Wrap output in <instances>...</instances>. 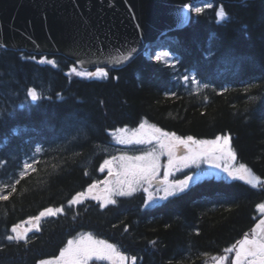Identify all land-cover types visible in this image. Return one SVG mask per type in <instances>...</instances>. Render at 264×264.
<instances>
[{
    "label": "trees",
    "instance_id": "obj_1",
    "mask_svg": "<svg viewBox=\"0 0 264 264\" xmlns=\"http://www.w3.org/2000/svg\"><path fill=\"white\" fill-rule=\"evenodd\" d=\"M211 3L164 35L172 64L138 54L121 68L98 67L106 77H86L62 55L0 49V194L7 196L0 199V264L54 261L69 240L89 233L129 256L125 264L132 257L135 264H212L220 256L231 264L226 249L251 237L264 204V0ZM190 70L201 83L195 90L182 84ZM143 123L198 140L228 136L236 161L262 183L211 176L154 203L138 189L112 196L115 204L98 197L70 204L103 179L104 146L117 129ZM24 158L31 167L21 177ZM47 208L63 211L23 240L7 239Z\"/></svg>",
    "mask_w": 264,
    "mask_h": 264
},
{
    "label": "water",
    "instance_id": "obj_2",
    "mask_svg": "<svg viewBox=\"0 0 264 264\" xmlns=\"http://www.w3.org/2000/svg\"><path fill=\"white\" fill-rule=\"evenodd\" d=\"M199 1L0 0V48L63 55L81 69L121 68L147 44L185 26L190 18L185 5ZM124 55L128 59L117 63ZM261 220L264 213L251 233Z\"/></svg>",
    "mask_w": 264,
    "mask_h": 264
},
{
    "label": "snow or ice",
    "instance_id": "obj_3",
    "mask_svg": "<svg viewBox=\"0 0 264 264\" xmlns=\"http://www.w3.org/2000/svg\"><path fill=\"white\" fill-rule=\"evenodd\" d=\"M210 5H205L208 7ZM186 8H190L191 11L196 13H201L203 11L202 7L185 5ZM217 18L223 21L227 18V13L224 8H219L216 12ZM133 51H135L133 49ZM128 55H131L129 53ZM128 55L121 56L117 63L122 60L128 59ZM161 55L164 57L168 56V53H162L156 56L157 60L161 59ZM35 59V57H32ZM40 63H48L55 66L54 60H45L41 58ZM71 71L78 76L86 77H106L107 72L103 68H97L95 72H77L75 68ZM187 79V78H185ZM195 83V81H193ZM28 97L32 101H37L40 99L39 93L29 88L27 91ZM121 136L117 137V142L122 144H145L151 143L153 140L156 141L161 152L158 154L155 149L150 152H146L140 156H120L113 157L111 160H105L104 164L101 166V171L104 167H109V172L111 173L112 163L119 159L122 162L123 175L125 180L118 181L115 188L106 187V195L103 197L105 203L115 204L116 201L111 199L112 196H125L131 195L133 191L136 190V186L142 183H147L149 185L156 179L157 172L159 171V155L163 154L164 150L167 151L169 157L168 164L164 170V184L163 192L164 196L173 195L175 192L183 191L184 188L188 186L191 177L186 176L183 180L168 182L167 177L170 174V170L173 168L179 169L181 166L187 167L189 163H196L197 161L203 160L205 163L212 164L217 168H222L223 171L227 172L230 177L234 179L245 180L246 183L256 187L257 184L262 183L260 178L255 176L249 168L244 164H239L235 166L232 162L236 160V154L232 151L230 146V138L228 136H217L215 140L211 141H197L193 137L188 136L181 139L174 133L162 132L161 129L151 126L146 129L144 124H141L139 129L133 130L127 133L125 129H117ZM180 145H183L188 149V152L182 156H176V151ZM195 146V147H193ZM37 151H40L38 148ZM31 165L26 164L25 168H30ZM21 177H23L24 172H21ZM18 182V181H17ZM126 185V187H125ZM96 185L93 184L89 187V191L95 188ZM13 190L14 187H13ZM147 191V189H145ZM10 194V193H9ZM84 193L77 194L73 200L69 201L70 204L79 203V198L83 196ZM96 198V197H94ZM0 199H7V196H0ZM149 199H152L151 195ZM104 207V204H101ZM261 212H264V204L258 205ZM62 208H47L42 211L38 216L34 217V221L37 225V231H39V222L41 217L44 216H55L57 213H61ZM16 233L15 236H8V240H23L25 237L21 235L17 229L14 227L12 229ZM238 247L233 245L232 247L226 249L227 252H235V258L231 261V264H264V220H261L259 224L252 230L251 237L247 235L244 239L237 242ZM92 257L97 259H108L113 262V264H123L126 257L123 256L114 245L106 242L105 240H95L90 234H85L78 240H69L67 242V247L61 250L58 257L55 260H42L39 264H87V261ZM215 259V258H214ZM224 258H220L217 264H221ZM133 264H135L136 258H131Z\"/></svg>",
    "mask_w": 264,
    "mask_h": 264
},
{
    "label": "rangeland",
    "instance_id": "obj_4",
    "mask_svg": "<svg viewBox=\"0 0 264 264\" xmlns=\"http://www.w3.org/2000/svg\"><path fill=\"white\" fill-rule=\"evenodd\" d=\"M205 5H210V3L199 2V3L195 4L194 6L203 8V7H205ZM166 40L163 39L161 41H158L157 43L151 44L149 46V48H150L149 51H147L148 52L147 56H151V57L156 58L157 55L165 53L166 52V49H165ZM161 58H164L166 60L169 59L168 56L164 57L162 55H161ZM94 71H96V70H94ZM79 72H90V71H79ZM185 78H187V77H185ZM185 78L183 79L182 84L188 85L189 81ZM193 81H195V80L191 78L190 84L192 86V89H196L198 86H200V84L198 82L195 81V83H193ZM144 125H145L146 129H148L152 126V125H148V124H144ZM137 129H139V127ZM137 129H134V130H137ZM132 131H126V132L130 133ZM162 132H164V131H162ZM121 135H122L121 133H117L114 136L112 143L110 145L104 146V149L106 150V152L108 154L106 160H111L113 157L118 158L120 156H129V157L140 156L146 152L152 151L153 149H155L158 154L161 152V150L159 149V146L157 145L155 140H153L151 143H145V144H135V143H133V144H122V143L117 142V137L121 136ZM180 138L183 139L186 137H183V138L180 137ZM194 140H197V139H194ZM213 140H215V139H213ZM197 141H211V140H197ZM193 147H195V146H193ZM187 152H188V149L185 148L183 145H180L176 151V156H182V155L186 154ZM168 159H169V157L167 155V151L164 150L163 154L159 155V171L157 172L156 179L152 182L151 185H149L147 183H142V184L136 186V190L143 189V191L146 194L148 203H154L155 201H159V200H161V197L164 196V192L162 190L164 187V184L162 182L165 179L164 170H165L166 165L168 164ZM28 163H29V161L27 159L24 160V162L22 163L23 168H21L18 173L21 174V172H23V170H24L25 165ZM232 163L237 167L239 166V163L236 160ZM110 167H111V173L109 172V167H105L104 168L105 174H104L103 179L95 181L93 184H95L96 187L92 188L91 191H89V187L91 186L90 185L84 192H82V193H84V195L81 196L79 199H82L85 197H98V198L103 199V197L106 195V193H105L106 187L115 188L117 186L118 181H123L126 179L125 176L123 175L124 169L122 167V162L119 161V159L115 160ZM186 176L191 177V180H189L188 186L190 184L194 183L195 181L200 180V179L207 177V176L222 177V178H227V176L229 177L227 172L223 171L222 168H217V167L213 166L212 164L205 163V162H203V160H200V161H197L196 163H189V165L187 167L181 166L179 169H177V168L171 169L170 174L167 177V180L169 183H171L173 181L183 180ZM125 187H126V185H125ZM145 189H147V191H145ZM178 192H180V191H178ZM178 192H175V193H178ZM150 195H151L152 199H149ZM0 196H6V194L2 193V194H0ZM53 210H55V209H53ZM46 217L47 216L41 217V219L46 218ZM36 226L37 225L34 221V218L33 219L31 218L28 221H25V222H22V223L16 225L15 228L17 229V231L21 235H24V237H26L32 230H34L36 228ZM12 234L14 236L16 235V233L13 231H12ZM84 235L79 236L76 240H78L80 237H82ZM90 235L95 240H101V239L93 236L92 234H90ZM237 247H238V245H237ZM115 248L119 251V249L116 246H115ZM220 258H222V257L221 256L218 257L212 264H217V261L220 260ZM223 258L224 259L221 261V264H225L226 257L224 256ZM92 259H97V258L92 257L91 259H89L87 261V264ZM104 260H108V259H104ZM108 261L113 264V262L111 260H108ZM124 263H125V261L123 262V264Z\"/></svg>",
    "mask_w": 264,
    "mask_h": 264
}]
</instances>
